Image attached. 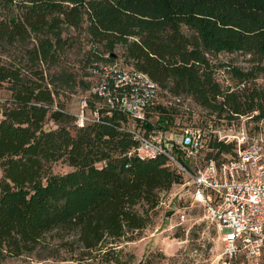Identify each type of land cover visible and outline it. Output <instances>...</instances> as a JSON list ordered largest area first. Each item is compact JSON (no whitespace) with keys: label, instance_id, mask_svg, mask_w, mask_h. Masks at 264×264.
I'll list each match as a JSON object with an SVG mask.
<instances>
[{"label":"trees","instance_id":"1","mask_svg":"<svg viewBox=\"0 0 264 264\" xmlns=\"http://www.w3.org/2000/svg\"><path fill=\"white\" fill-rule=\"evenodd\" d=\"M82 41L89 45L76 67L65 52ZM219 51L247 54L249 64L216 66L207 53ZM105 60L155 82L145 119L135 123L144 132L167 129L177 115L161 97L190 99L216 125L253 109L256 119L264 106L252 82L264 74V0H0V261L34 254L127 264L132 255L122 244L149 223L160 193L181 180L164 156L131 152L126 116L106 113L88 91L89 66ZM223 65L242 87L215 77ZM75 88L86 92L80 97L98 120L74 122L59 96ZM231 147L211 129L201 132L202 156L218 160ZM57 160L69 168L53 171Z\"/></svg>","mask_w":264,"mask_h":264},{"label":"built area","instance_id":"2","mask_svg":"<svg viewBox=\"0 0 264 264\" xmlns=\"http://www.w3.org/2000/svg\"><path fill=\"white\" fill-rule=\"evenodd\" d=\"M225 68L217 67L215 77L229 89L242 87L244 81L231 84ZM89 70L94 80L88 91L100 98L106 113L115 110L126 116L122 128L134 140L130 151L140 158L160 154L187 176L175 182L184 186L176 195L177 202L183 201L181 208H175L179 220L185 218L183 208L197 203L203 217L214 223L220 242L219 264H264V106L256 119L252 117L255 109L238 116L253 119V130L233 119L211 129L217 140L231 143V152L218 160L201 156L191 168L187 163L198 153L200 127H183L176 137L166 129L144 132L135 125L145 119L146 106L156 92L155 82L146 73L116 60L93 62ZM73 115L77 125L99 118L84 97L79 98Z\"/></svg>","mask_w":264,"mask_h":264},{"label":"rangeland","instance_id":"3","mask_svg":"<svg viewBox=\"0 0 264 264\" xmlns=\"http://www.w3.org/2000/svg\"><path fill=\"white\" fill-rule=\"evenodd\" d=\"M69 32L72 31L68 28ZM72 48L66 50L65 58L77 67L78 59L82 49L89 44L82 41ZM113 51L117 54L118 60H122L120 48L115 46ZM207 57L217 66L218 62H230L245 68L249 62L246 60L247 54L239 51H219L207 53ZM80 70H78L79 72ZM234 84L233 79H229ZM254 85L261 88L264 92V74L259 73L252 80ZM6 94L0 88V98ZM86 92L80 88L75 91L64 93L59 96L64 101V107L67 111L75 113L78 110V100ZM161 101L174 103L177 109V115L174 116L170 126L166 129L168 132L175 133L176 137L183 127L198 126L201 132H209L213 129L215 122H212L205 110L193 103L188 98L174 97L163 98ZM157 99V96H156ZM238 124L253 130L255 122L253 119L244 120L240 117L235 119ZM50 124L47 122V125ZM264 125V122H263ZM204 149H198L196 157L189 161L191 168L194 163H198L200 157L204 154ZM229 152H223L220 156H227ZM194 162V163H193ZM53 171L62 172L69 167L62 161L57 160L52 163ZM176 169V168H175ZM181 181L186 180L187 176L180 173ZM187 185V184H185ZM184 186L173 183L167 190L160 193L158 205L150 213L149 223L139 232L138 236L122 244L123 251L131 253V258L127 264H219L220 242L214 227V223L208 218L203 217L202 209L197 203L183 208L185 218L179 220L176 207L181 208L183 201L177 202L176 195L182 191ZM0 264H84L70 259H57L52 257L38 258L34 254L20 255L16 257H7L0 261ZM92 264H104L94 262ZM111 264V263H109Z\"/></svg>","mask_w":264,"mask_h":264}]
</instances>
